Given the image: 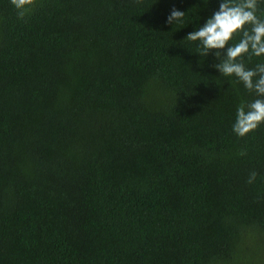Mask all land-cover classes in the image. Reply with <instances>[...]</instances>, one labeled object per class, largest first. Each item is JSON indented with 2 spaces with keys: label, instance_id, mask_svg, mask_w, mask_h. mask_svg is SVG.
<instances>
[{
  "label": "trees",
  "instance_id": "1",
  "mask_svg": "<svg viewBox=\"0 0 264 264\" xmlns=\"http://www.w3.org/2000/svg\"><path fill=\"white\" fill-rule=\"evenodd\" d=\"M221 2L0 0V264H264L257 96L185 41Z\"/></svg>",
  "mask_w": 264,
  "mask_h": 264
},
{
  "label": "clouds",
  "instance_id": "2",
  "mask_svg": "<svg viewBox=\"0 0 264 264\" xmlns=\"http://www.w3.org/2000/svg\"><path fill=\"white\" fill-rule=\"evenodd\" d=\"M36 2L37 0H10L20 19L32 10ZM258 3L259 0H222L219 10L204 26L185 38V41L199 42V56L207 57L215 50V57L220 61L214 65L216 70L225 77L234 76L249 92L256 94V99L237 107L232 130L239 137L257 130L264 123V63L249 69L243 59L248 54L264 56V19L257 16ZM185 14L173 8L167 17V23H182ZM236 35H241L242 38L238 43L230 45ZM226 46V57H222L221 51ZM240 155H246V152L242 151ZM256 177L257 173L251 172L247 182L253 183Z\"/></svg>",
  "mask_w": 264,
  "mask_h": 264
}]
</instances>
